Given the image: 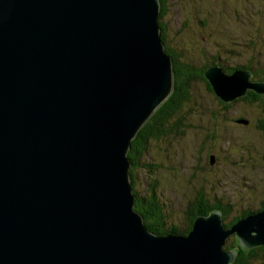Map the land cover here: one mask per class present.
<instances>
[{
	"label": "water",
	"instance_id": "1",
	"mask_svg": "<svg viewBox=\"0 0 264 264\" xmlns=\"http://www.w3.org/2000/svg\"><path fill=\"white\" fill-rule=\"evenodd\" d=\"M159 8L0 0V264H230V234L264 245V209L162 236L131 209L130 140L171 90ZM204 75L223 102L264 95L249 70Z\"/></svg>",
	"mask_w": 264,
	"mask_h": 264
},
{
	"label": "rangeland",
	"instance_id": "2",
	"mask_svg": "<svg viewBox=\"0 0 264 264\" xmlns=\"http://www.w3.org/2000/svg\"><path fill=\"white\" fill-rule=\"evenodd\" d=\"M166 6L168 10L159 20L165 28V44L180 62L202 67L217 58L221 68L243 61L255 65L257 59L264 63V0H166ZM184 91L188 99L177 107L181 124L148 142L147 152L139 159L145 167L133 169L127 155L130 146L127 150L132 211L138 213L134 192L144 195L153 185L149 192L159 202L165 228H186L185 210L198 192L204 199L228 205L229 220L250 215L245 212L258 210L264 201V112L260 103L240 97L219 103L195 77L186 82ZM174 92L172 71L167 98ZM215 209L222 213L225 225L220 208L198 215H209ZM146 229L155 235L176 234ZM234 238V234L227 236L223 248L235 249L236 257L238 248L226 247Z\"/></svg>",
	"mask_w": 264,
	"mask_h": 264
},
{
	"label": "trees",
	"instance_id": "3",
	"mask_svg": "<svg viewBox=\"0 0 264 264\" xmlns=\"http://www.w3.org/2000/svg\"><path fill=\"white\" fill-rule=\"evenodd\" d=\"M160 2V12L158 15V24L160 27L161 39L164 43V50L165 52L171 57L172 60V71H173V82H174V89L175 92L172 93L164 102L152 113V115L148 118L145 124L140 128V130L135 134L134 138L131 140L130 148L128 151V156L132 160V168L137 169L140 167H145L141 163H139V159L143 154L147 152L148 149V142L151 139H158L165 132L175 130L176 124H181V116L178 118V111L177 107L187 101L188 96L185 94L186 82L188 83L190 79L193 77L202 80L205 83L206 89L212 93L213 90L209 83L205 80L203 73L204 70L210 64H219L217 58L211 61L210 63L204 64L202 67H192L190 64H185L180 62L174 52L165 44V32H164V25L160 22V18L164 16L168 7L166 6V0H159ZM255 58V56L249 58L251 60ZM248 60V61H249ZM258 62L255 65H251L250 63L243 61L239 62V64H234L232 67H222L224 73H232L234 70H250L251 81H264V63L260 62V59H257ZM220 65V64H219ZM215 97V96H214ZM216 98V97H215ZM218 98V97H217ZM219 99V98H218ZM238 99L245 100L249 103L258 101L262 107L264 112V95L255 94L253 91L248 90L246 95L240 97ZM237 100V99H236ZM219 103H223L220 99L218 100ZM225 104V103H223ZM229 104V103H227ZM226 108V106H225ZM173 121V124H170V121ZM262 127L264 128V118L261 120ZM131 168V171H132ZM147 170L150 171V168ZM134 184V183H133ZM153 189V185L149 188L148 192L144 195H141L137 192L135 194V203L134 208L141 214L144 218V223L148 229L151 231L163 234L164 232H173L176 234H187L193 225V221L195 216L201 213H207L211 208L217 207L220 208L223 212L224 220H226V227L232 225L236 220L239 219L242 215H237L229 220V209L228 205L226 207L225 204H221L219 202H211L208 198H203L202 193L198 192L195 197L189 201L187 205V209L185 210L186 216V228L179 230L174 226H168L167 228L164 227V223L161 213V207L159 202L155 199L152 192H149ZM264 208V201L261 204V210ZM256 210V211H258ZM255 211H249L245 213H252ZM246 215V214H244ZM226 247L230 248H238V253L232 262V264H254L256 262H261L264 264V245L253 247L250 249H243L237 245V241L234 238L232 242H230Z\"/></svg>",
	"mask_w": 264,
	"mask_h": 264
},
{
	"label": "bare ground",
	"instance_id": "4",
	"mask_svg": "<svg viewBox=\"0 0 264 264\" xmlns=\"http://www.w3.org/2000/svg\"><path fill=\"white\" fill-rule=\"evenodd\" d=\"M160 12V11H159ZM159 15V14H158ZM160 37H161V33H159ZM163 46H164V43H163ZM170 57V56H169ZM172 61V60H171ZM135 136V135H134ZM258 211H255V212H252V213H249L250 215H253V214H256ZM176 235H183V234H176ZM186 235V234H185Z\"/></svg>",
	"mask_w": 264,
	"mask_h": 264
}]
</instances>
